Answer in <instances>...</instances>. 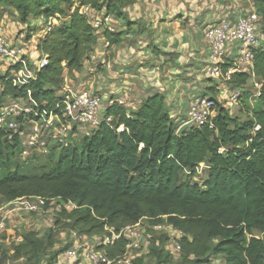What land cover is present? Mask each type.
Returning a JSON list of instances; mask_svg holds the SVG:
<instances>
[{"label": "trees", "instance_id": "trees-1", "mask_svg": "<svg viewBox=\"0 0 264 264\" xmlns=\"http://www.w3.org/2000/svg\"><path fill=\"white\" fill-rule=\"evenodd\" d=\"M129 3L0 0L1 12L13 9L24 21L57 15L66 20L39 41V60L46 57L48 65L24 86L15 84L22 66H8L2 73L0 61V107L14 99H31L40 113L61 114L65 72L71 78L85 70L99 44L92 22L79 8L90 7L98 18L124 21ZM254 3L264 34V0ZM122 36L107 30L103 34L110 45L120 44ZM253 72L263 82L261 95L246 106L244 120L212 98L216 116L211 124L192 126L181 134L182 123L170 115L162 93L150 94L135 110L102 98L100 126L84 136L80 146L61 147L49 170L39 157L22 162L20 140H9L10 134L0 130V209L24 197L61 198L78 208L60 211L56 224L64 221L77 235L101 239L110 236L107 229L119 232L142 219L161 222L166 216L185 234L182 264H213L218 259L223 264H264V39L255 52ZM249 79L247 73H236L227 84L234 92ZM209 90L212 94L214 86ZM245 97L249 100L250 94L242 100ZM200 164L207 167L202 183L182 180L184 173L194 180ZM26 239L35 254L48 248L39 240ZM126 245L122 238L103 249L114 260L125 254Z\"/></svg>", "mask_w": 264, "mask_h": 264}, {"label": "built area", "instance_id": "built-area-1", "mask_svg": "<svg viewBox=\"0 0 264 264\" xmlns=\"http://www.w3.org/2000/svg\"><path fill=\"white\" fill-rule=\"evenodd\" d=\"M248 5L236 21L230 19L235 13L234 10H228L224 18L219 23L208 26L204 31V39L209 49V65L205 69V75L211 80L218 82H230L232 76L236 73H247L250 76L248 84L231 93L227 106L231 109L238 106L245 93L250 94L251 104H255L257 98L261 95L262 80L257 77L254 72L255 52L260 46V36L258 28L261 26V17L258 15L254 0H248ZM79 12L92 22V26L98 37L103 36L105 31H114L111 26V17L105 16L98 18L95 12L86 6H81ZM45 27L41 30V34L37 36L36 42L29 44L17 45L11 43L0 25V61L3 65H20L21 71L15 74V84L22 87L26 82L22 83L20 77L22 70L27 69L28 59H32L33 54L37 55V60L33 64L32 75L30 79L35 77L36 72L41 71L48 65V60L43 57L39 60L38 43L47 34L66 22L65 19L58 15L55 17L39 18ZM106 42V47H109ZM232 49H236L237 54L230 62L227 58ZM92 62H96L95 55L91 57ZM7 63V64H6ZM227 65L229 67L225 68ZM98 64H95V68ZM61 99V114H48L47 112L40 113L33 106L36 104L30 99L29 102L32 108H23L20 106L21 99L11 100L9 103L0 107V130H4L10 134L9 140L17 137L21 142L22 152L20 159L24 163L35 161L37 156H48L51 150L55 149L52 145L58 147H68L70 137L75 134L77 129L85 132V136L89 137L91 132L97 129L101 124L99 112L102 107V97L92 95L88 92L75 93L68 84V79H65V87L59 93ZM128 110H135L134 104L121 98L116 101ZM214 102L208 97H198L191 103L188 116L185 121L181 122V127L192 123L193 126L202 127L210 125L212 119L216 116ZM32 114L34 118L30 116ZM111 119H107L110 121ZM204 164H200L197 168L199 172ZM205 166V165H204ZM63 203V206H57L58 212L66 209L72 211L78 207L71 201H65L61 198H42V197H24L17 199L4 205L0 209V230L6 229L7 221L10 220L12 213H35L41 214L46 211L49 205ZM143 220H149V229L142 224ZM161 222L154 219H142L135 225H129L122 228L119 232L113 229H107L110 236L101 239L98 246H81L77 240L64 253V262L66 264H79L82 260L88 264H134V261L139 258L141 245L143 242H148L150 236L147 231H151L153 238L165 236L171 250L176 254H181V241L185 237L182 231L177 230L168 223L167 217H162ZM77 236V233H73ZM125 239L127 241L125 254L114 260H110L104 247H107L112 242Z\"/></svg>", "mask_w": 264, "mask_h": 264}, {"label": "crops", "instance_id": "crops-1", "mask_svg": "<svg viewBox=\"0 0 264 264\" xmlns=\"http://www.w3.org/2000/svg\"><path fill=\"white\" fill-rule=\"evenodd\" d=\"M247 1L130 0L124 8L126 20L111 16L114 31L123 34L121 43L106 47L104 37H98L94 53L98 70H94L93 79L81 83L82 92L101 96L109 103L125 98L137 106L150 94L162 93L170 115L180 123L182 118H187L193 100L211 94L209 88L214 83L205 75L209 65L205 29L219 23L228 10L235 11L230 19L236 21L244 14ZM104 14L102 11L99 15ZM128 22L132 23L129 28ZM18 27L9 24L5 29L7 39L13 44ZM35 39L31 41L36 42ZM236 54V49H232L226 61L233 60ZM37 55L29 59L33 64ZM87 64H92L91 71L95 68L94 62ZM4 68L1 71L5 72ZM15 217L21 218L12 213L11 222Z\"/></svg>", "mask_w": 264, "mask_h": 264}, {"label": "rangeland", "instance_id": "rangeland-1", "mask_svg": "<svg viewBox=\"0 0 264 264\" xmlns=\"http://www.w3.org/2000/svg\"><path fill=\"white\" fill-rule=\"evenodd\" d=\"M0 14V25L3 27L4 32L5 29H8L9 24H11V26H19V29H17V36L15 38V43L17 45H28L31 40L38 36V32L45 27L43 22H40L39 19L32 16L24 21L22 17H20L13 9H8V12L0 11ZM258 35L260 36V39L264 38L261 26L258 28ZM36 60L37 59L33 61L35 62ZM28 64L27 69L22 70L23 73L20 77V81L22 83L30 80L32 76L30 72L33 70V62L29 60ZM95 64H98L97 61L94 62V65ZM2 67L7 69V67L3 64ZM90 67H93L92 64L90 66L87 64L85 70L81 73H74L71 78H68L66 74L68 84L75 93L82 92L81 83L83 81L94 78L95 71L98 70V67L93 68L92 71ZM99 74L100 73H98V76L96 77V82L99 81ZM211 81L214 82L211 86H214V90L212 91L213 95L205 94L204 97H208L210 99L215 98L218 102L227 104L232 93L231 88L226 82ZM248 98L245 97L238 106L231 110L234 116H239L242 120L245 119L244 114L245 111L247 112L246 106L252 105L250 99L248 100ZM20 106L23 108H32V105L25 101H21ZM134 107L138 108L139 106L134 104ZM241 110H243V113H241ZM102 115V110H100V118ZM185 120L186 118H182L180 123ZM84 136L85 132L77 129L75 134L70 137L69 142L71 143V146H80ZM53 147H55L56 150H54L50 156H37L39 157L38 162L41 163V166L45 170L52 168L61 151V147L52 145L51 149ZM19 163V160L16 161L13 165V169H15ZM206 176L207 167L203 165L194 180L190 178L189 173L182 174V180L202 183ZM57 206L62 207L63 203L60 202L56 205H49L46 211L41 214L19 212L17 214H19L21 218L15 217L14 222H11L12 220L7 221L6 229L0 230V264H66L63 260L64 252L66 249L71 247L76 240L81 246L94 247L101 243L100 236L87 237L79 234L74 236V230L65 226L66 222L62 221L61 224H56L57 219L60 217V214L57 211ZM142 224L144 227L149 229V220H143ZM147 235L150 236L151 239L148 238V242L142 241V249L139 252L140 259L137 264H182L181 254H176L173 250H171L166 242L165 236L153 238L151 231H147ZM27 236L31 237V239L39 240L47 245L48 248L40 254H35L30 243L26 239ZM79 264L88 263L82 260ZM213 264H222V261L221 259H218L217 262H214Z\"/></svg>", "mask_w": 264, "mask_h": 264}, {"label": "water", "instance_id": "water-1", "mask_svg": "<svg viewBox=\"0 0 264 264\" xmlns=\"http://www.w3.org/2000/svg\"><path fill=\"white\" fill-rule=\"evenodd\" d=\"M193 126V124L190 122L184 126H182L180 128V130L178 131L179 134L183 133L184 131H186L187 129L191 128Z\"/></svg>", "mask_w": 264, "mask_h": 264}]
</instances>
